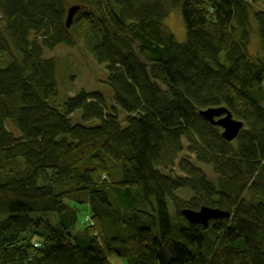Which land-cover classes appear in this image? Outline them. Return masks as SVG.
Returning a JSON list of instances; mask_svg holds the SVG:
<instances>
[{"label": "trees", "instance_id": "trees-1", "mask_svg": "<svg viewBox=\"0 0 264 264\" xmlns=\"http://www.w3.org/2000/svg\"><path fill=\"white\" fill-rule=\"evenodd\" d=\"M172 10L183 44L165 25ZM79 45L105 66L106 91L58 102L46 52ZM211 107L245 123L233 141L201 115ZM18 202L32 211L12 212ZM202 206L231 216L183 217ZM113 256L264 264V0H0V264Z\"/></svg>", "mask_w": 264, "mask_h": 264}, {"label": "rangeland", "instance_id": "rangeland-1", "mask_svg": "<svg viewBox=\"0 0 264 264\" xmlns=\"http://www.w3.org/2000/svg\"><path fill=\"white\" fill-rule=\"evenodd\" d=\"M165 25L169 28V30L174 34L175 39L179 44H183L186 41V29L183 21V16L181 11L172 10L169 13L165 21ZM250 52H254L256 54H260L261 52V41L260 37L257 33L253 34V41L249 48ZM47 57H56L58 60L57 67V79H58V89L59 95L57 97L58 102H63L68 99L71 95H74L81 91L85 90H97L106 91L105 85L101 81H97L96 79H104L107 76V70L104 65L99 64L93 56L89 53L88 50L84 49L81 45L76 47H66L61 46L57 50L47 51ZM69 68V69H68ZM68 76L66 79L65 77ZM123 117V115H121ZM81 120L80 112H77L73 115V120L78 121ZM12 129V127H10ZM222 130V128H221ZM12 131H14L12 129ZM15 135H18L16 131H14ZM137 143L136 147L139 153V158L137 162V170H142V165L148 164L143 151V142L140 137L136 138ZM181 157H189L187 152L183 153ZM195 162V157L190 156ZM179 159L180 158L179 156ZM201 166V165H199ZM153 168V167H152ZM154 169V168H153ZM202 169L206 172L207 175L214 177L213 170L209 166L202 165ZM163 171L162 169H160ZM167 173V171H163ZM173 172L177 175H181V172L178 170L176 166ZM180 195L183 197V200H188L192 197L190 192H181ZM169 210L172 214L175 213L173 203L169 201ZM10 210L14 211H27L31 212L32 209L23 205L22 203H14L10 206ZM112 264H126V261L117 256H113L111 259Z\"/></svg>", "mask_w": 264, "mask_h": 264}, {"label": "water", "instance_id": "water-1", "mask_svg": "<svg viewBox=\"0 0 264 264\" xmlns=\"http://www.w3.org/2000/svg\"><path fill=\"white\" fill-rule=\"evenodd\" d=\"M80 9L78 5L68 10L66 27H71L73 18ZM201 115L213 126L222 128L221 136L228 142L233 141L245 126L241 120L234 118L230 110L225 107H211L201 111ZM182 215L192 225L209 226L213 220L228 218L231 213L220 208L202 206L198 210L184 209Z\"/></svg>", "mask_w": 264, "mask_h": 264}, {"label": "bare ground", "instance_id": "bare-ground-1", "mask_svg": "<svg viewBox=\"0 0 264 264\" xmlns=\"http://www.w3.org/2000/svg\"><path fill=\"white\" fill-rule=\"evenodd\" d=\"M184 209H191V208H184ZM184 209H183V210H184ZM193 210H196V209H193ZM183 217H184V215H183ZM184 218H185V217H184ZM185 219H186V218H185ZM200 226H202V225H200Z\"/></svg>", "mask_w": 264, "mask_h": 264}]
</instances>
